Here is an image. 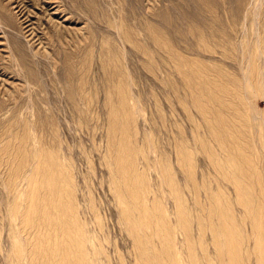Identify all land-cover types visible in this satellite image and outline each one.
Listing matches in <instances>:
<instances>
[{"label": "rangeland", "instance_id": "374dc122", "mask_svg": "<svg viewBox=\"0 0 264 264\" xmlns=\"http://www.w3.org/2000/svg\"><path fill=\"white\" fill-rule=\"evenodd\" d=\"M0 264H264V0H0Z\"/></svg>", "mask_w": 264, "mask_h": 264}, {"label": "bare ground", "instance_id": "6f19581e", "mask_svg": "<svg viewBox=\"0 0 264 264\" xmlns=\"http://www.w3.org/2000/svg\"><path fill=\"white\" fill-rule=\"evenodd\" d=\"M18 5H19V4H18ZM18 5H17V6H14L13 8H18ZM19 6H20V5H19ZM19 11L21 12V8L18 10V12H19ZM21 13H22V12H21ZM11 14H12V16H13V15H14V16L18 15L17 12H16V13H11ZM21 25L23 26V23H21ZM22 26H20V29H21V30H22V29H25V30H26V29L28 28L29 25H25V26H23V27H22ZM25 32H28V29H27Z\"/></svg>", "mask_w": 264, "mask_h": 264}]
</instances>
